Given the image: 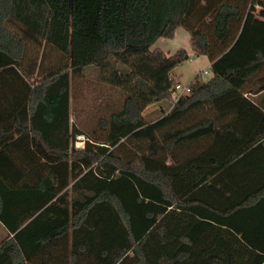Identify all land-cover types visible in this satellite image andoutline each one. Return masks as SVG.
<instances>
[{"label": "trees", "instance_id": "1", "mask_svg": "<svg viewBox=\"0 0 264 264\" xmlns=\"http://www.w3.org/2000/svg\"><path fill=\"white\" fill-rule=\"evenodd\" d=\"M258 2L0 0V264H264ZM179 29L210 75L174 102ZM72 77L122 92L82 148Z\"/></svg>", "mask_w": 264, "mask_h": 264}, {"label": "rangeland", "instance_id": "2", "mask_svg": "<svg viewBox=\"0 0 264 264\" xmlns=\"http://www.w3.org/2000/svg\"><path fill=\"white\" fill-rule=\"evenodd\" d=\"M152 48H160L165 55H171L179 48L186 50L191 56L190 60L177 67L171 74L172 88L178 86L179 89L185 86L197 75L202 80L208 78L203 74L206 70V57H194L188 43L187 33L179 29L172 38H160L152 46ZM85 79L72 77L71 81V120L72 123L81 131L84 141L87 135L96 134L94 131L98 126V118L103 116L108 117L111 106L109 104L101 103L111 99L115 106L120 105L122 97L120 92H115L106 86L99 85ZM110 92V93H108ZM172 106V103L161 102L153 104L146 108L143 116L146 122H153L160 118L164 113H167ZM119 107V106H118ZM75 144L77 148L83 147V142L77 140ZM5 238V232L0 227V241Z\"/></svg>", "mask_w": 264, "mask_h": 264}, {"label": "crops", "instance_id": "3", "mask_svg": "<svg viewBox=\"0 0 264 264\" xmlns=\"http://www.w3.org/2000/svg\"><path fill=\"white\" fill-rule=\"evenodd\" d=\"M248 28L253 29L256 32L264 33V7L261 6L260 2H258V4L254 7V9L251 13L249 23H248ZM190 58H191V56H190ZM28 59H29V57H28ZM24 65H26V63H24ZM24 67H26V66H24ZM209 67H210V62L206 58V66H205L206 70H204V71H206L207 73L204 74V71H203V74L207 75L208 77L210 75ZM25 72L28 73V75H30L29 74L30 70H28L27 68H26ZM36 75H37V67L35 68L33 75L30 76V80H34L36 78ZM260 77L264 78L260 75L256 78L252 79L249 82V86H248L247 90H245V92L243 93V96L246 97L248 100H250L254 105L258 106L262 112H264V87L259 88V86L262 83H264V79L260 80L259 79ZM70 122L72 123L71 113H70ZM149 123H151V122H149ZM0 227L4 230L5 237H6L8 232L1 225H0Z\"/></svg>", "mask_w": 264, "mask_h": 264}, {"label": "built area", "instance_id": "4", "mask_svg": "<svg viewBox=\"0 0 264 264\" xmlns=\"http://www.w3.org/2000/svg\"><path fill=\"white\" fill-rule=\"evenodd\" d=\"M207 72L204 71V74H206ZM189 93V89H188V86L186 85L185 88H182V89H179L178 86L175 87V89H173V92H172V99L174 102H176L180 96H183V95H187ZM79 141H82L84 142V138L82 136H78L77 137ZM77 145L75 144V147Z\"/></svg>", "mask_w": 264, "mask_h": 264}]
</instances>
